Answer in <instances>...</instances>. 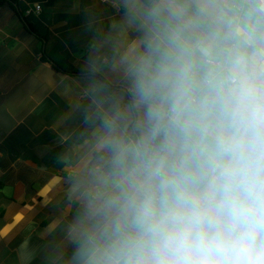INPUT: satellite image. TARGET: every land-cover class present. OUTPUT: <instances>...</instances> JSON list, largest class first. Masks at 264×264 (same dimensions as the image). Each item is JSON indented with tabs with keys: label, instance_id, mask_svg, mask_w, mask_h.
<instances>
[{
	"label": "clouds",
	"instance_id": "9594fccd",
	"mask_svg": "<svg viewBox=\"0 0 264 264\" xmlns=\"http://www.w3.org/2000/svg\"><path fill=\"white\" fill-rule=\"evenodd\" d=\"M254 11L194 6L193 24L162 2L150 10L144 50L122 57L131 103L105 118L96 145L119 194L82 204L97 239L85 264H264V11Z\"/></svg>",
	"mask_w": 264,
	"mask_h": 264
},
{
	"label": "crops",
	"instance_id": "0c3cea01",
	"mask_svg": "<svg viewBox=\"0 0 264 264\" xmlns=\"http://www.w3.org/2000/svg\"><path fill=\"white\" fill-rule=\"evenodd\" d=\"M161 2L193 24L203 19L194 6L242 5L19 0L38 35L12 5L0 6V264H85L97 239L82 226V204L97 192L101 200L119 194L117 178L98 171L107 165L96 145L105 118L131 103L122 57L144 50L148 13ZM44 51L67 71H90L106 81L59 71L42 59Z\"/></svg>",
	"mask_w": 264,
	"mask_h": 264
},
{
	"label": "trees",
	"instance_id": "16d2710c",
	"mask_svg": "<svg viewBox=\"0 0 264 264\" xmlns=\"http://www.w3.org/2000/svg\"><path fill=\"white\" fill-rule=\"evenodd\" d=\"M148 3L151 2L152 0H145ZM18 2L19 0H0V6L4 5L5 3H9L10 5H12V7L14 8V10L18 13V15L20 16L21 20L24 22V24L26 25V27L34 34L38 35V33L36 32V30L33 28V26L26 20L25 16L22 14V12L20 11L19 7H18ZM255 8L254 11V15L259 16L261 14V12L263 11L261 8V0H253L252 2V8ZM42 59L49 63L52 67L58 69L59 71H62L64 73L67 74H71V75H93V76H97L100 79H102L103 81H106L101 75L97 74V73H93L90 71H79V70H75V71H67L65 69H63L57 62H55L52 58H50L49 56L46 55L45 51L43 52V56Z\"/></svg>",
	"mask_w": 264,
	"mask_h": 264
},
{
	"label": "built area",
	"instance_id": "2783aa9c",
	"mask_svg": "<svg viewBox=\"0 0 264 264\" xmlns=\"http://www.w3.org/2000/svg\"><path fill=\"white\" fill-rule=\"evenodd\" d=\"M241 2H242V5L239 6V8H240L241 12H243L247 7L252 5L253 0H241ZM40 9H41V6L38 5L37 10H40Z\"/></svg>",
	"mask_w": 264,
	"mask_h": 264
},
{
	"label": "snow or ice",
	"instance_id": "6c2138e0",
	"mask_svg": "<svg viewBox=\"0 0 264 264\" xmlns=\"http://www.w3.org/2000/svg\"><path fill=\"white\" fill-rule=\"evenodd\" d=\"M17 219H19V217H17Z\"/></svg>",
	"mask_w": 264,
	"mask_h": 264
}]
</instances>
